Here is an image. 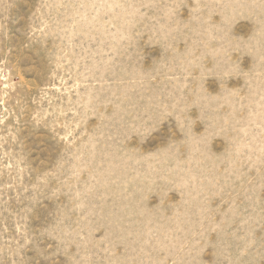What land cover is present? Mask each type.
<instances>
[{"label": "rangeland", "instance_id": "374dc122", "mask_svg": "<svg viewBox=\"0 0 264 264\" xmlns=\"http://www.w3.org/2000/svg\"><path fill=\"white\" fill-rule=\"evenodd\" d=\"M0 264H264V0H0Z\"/></svg>", "mask_w": 264, "mask_h": 264}]
</instances>
